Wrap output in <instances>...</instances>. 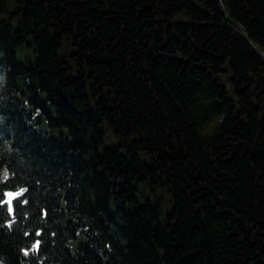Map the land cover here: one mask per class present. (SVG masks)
Here are the masks:
<instances>
[{
    "label": "trees",
    "instance_id": "trees-1",
    "mask_svg": "<svg viewBox=\"0 0 264 264\" xmlns=\"http://www.w3.org/2000/svg\"><path fill=\"white\" fill-rule=\"evenodd\" d=\"M6 188L0 264H264V61L218 0H0Z\"/></svg>",
    "mask_w": 264,
    "mask_h": 264
},
{
    "label": "snow or ice",
    "instance_id": "snow-or-ice-1",
    "mask_svg": "<svg viewBox=\"0 0 264 264\" xmlns=\"http://www.w3.org/2000/svg\"><path fill=\"white\" fill-rule=\"evenodd\" d=\"M5 179H8V177H5ZM27 192L26 188H19L17 190H13L12 188H6L3 192H0V196L7 197V200H0V203H8L11 205L13 201L18 200L21 198L25 193ZM9 211H12L10 208ZM45 214H47V211L45 210ZM41 245V241L37 240L34 247L38 250ZM29 250L25 249V252L27 253Z\"/></svg>",
    "mask_w": 264,
    "mask_h": 264
},
{
    "label": "water",
    "instance_id": "water-1",
    "mask_svg": "<svg viewBox=\"0 0 264 264\" xmlns=\"http://www.w3.org/2000/svg\"><path fill=\"white\" fill-rule=\"evenodd\" d=\"M218 2H219V6H220L221 10L223 11V13H224L229 19H231V20H232L237 26H239V27L241 28V30H242V32L244 33L245 38H246L247 41L249 42L250 46L253 48V50H254L255 52L258 53L259 56H261V58H262L263 61H264V53H263L262 51H260L258 48H256V47L250 42V40H249V38H248V36H247V33H246L245 28H244L239 22L233 20L232 18H230V17L228 16V14H227V12H226V10H225V8H224V6H223L221 0H218Z\"/></svg>",
    "mask_w": 264,
    "mask_h": 264
}]
</instances>
